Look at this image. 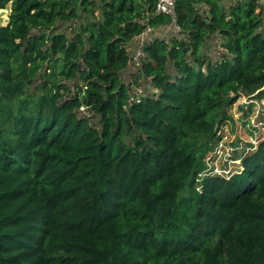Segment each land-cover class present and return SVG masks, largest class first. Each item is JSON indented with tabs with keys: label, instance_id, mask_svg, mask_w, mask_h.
Returning a JSON list of instances; mask_svg holds the SVG:
<instances>
[{
	"label": "trees",
	"instance_id": "trees-1",
	"mask_svg": "<svg viewBox=\"0 0 264 264\" xmlns=\"http://www.w3.org/2000/svg\"><path fill=\"white\" fill-rule=\"evenodd\" d=\"M175 1L136 97L158 0H0V264H264V137L197 187L228 107L264 99V8Z\"/></svg>",
	"mask_w": 264,
	"mask_h": 264
},
{
	"label": "rangeland",
	"instance_id": "rangeland-1",
	"mask_svg": "<svg viewBox=\"0 0 264 264\" xmlns=\"http://www.w3.org/2000/svg\"><path fill=\"white\" fill-rule=\"evenodd\" d=\"M235 1L221 0L222 4L226 7ZM257 1L264 8V0ZM9 13L10 7L5 10L0 9L1 24H7ZM182 36L171 25L158 29H147L143 34L130 42L129 50L132 60L129 68L121 74V78L126 84H130L136 97L152 95L157 92V89L153 87L149 80H145L144 78L136 79L137 62L144 54L143 47L155 38L171 39L172 37ZM207 47L211 56L214 58L219 57L220 48L216 39L209 40ZM227 110L231 119L224 123L219 132L220 139L212 145L211 156L207 160L208 168L204 171L206 173L211 172L230 176L241 171L243 169L241 154L255 149L258 141L264 137V99L259 100L255 99V97L242 94ZM204 172H202L203 178L205 177ZM202 180L200 181L199 177L197 181L199 188L202 187Z\"/></svg>",
	"mask_w": 264,
	"mask_h": 264
},
{
	"label": "built area",
	"instance_id": "built-area-1",
	"mask_svg": "<svg viewBox=\"0 0 264 264\" xmlns=\"http://www.w3.org/2000/svg\"><path fill=\"white\" fill-rule=\"evenodd\" d=\"M175 4H176L175 0H158L156 9H157V12H159V13H163L165 15L171 16L174 19V24L172 26L174 27V29H176L177 32H179V31H181V28L175 22V17H176ZM211 151H209L208 154L206 155V158H205L206 167L198 174L197 181L199 180V177H200V181L202 180V178H203L202 172H204L208 168L207 160L211 156ZM204 173H205V177L209 176V175H222V176L224 175V174H214V173H211V172H209V173L204 172ZM197 187H198V185H197Z\"/></svg>",
	"mask_w": 264,
	"mask_h": 264
}]
</instances>
